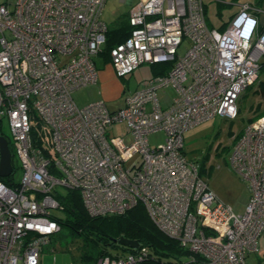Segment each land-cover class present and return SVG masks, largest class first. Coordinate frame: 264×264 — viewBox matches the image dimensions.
<instances>
[{
    "label": "built area",
    "instance_id": "obj_1",
    "mask_svg": "<svg viewBox=\"0 0 264 264\" xmlns=\"http://www.w3.org/2000/svg\"><path fill=\"white\" fill-rule=\"evenodd\" d=\"M120 1L132 7L129 34L108 50L117 76L144 64L171 67L115 110L104 100L79 107L73 97L99 81L97 58L111 26L102 18L107 0L0 3V137L15 162L10 176H0V264H42L45 248L63 231V188L78 191L94 217L142 205L161 231L207 264H248L264 233V113L238 134L229 157L250 190L242 214L186 158L184 133L217 116L235 119L242 96L264 75L261 9L246 4L217 29L204 0ZM169 85L178 96L165 108L158 90ZM116 123H125L129 141L112 135ZM158 131L167 139L153 147L149 136ZM146 252L94 264H138Z\"/></svg>",
    "mask_w": 264,
    "mask_h": 264
},
{
    "label": "rangeland",
    "instance_id": "obj_2",
    "mask_svg": "<svg viewBox=\"0 0 264 264\" xmlns=\"http://www.w3.org/2000/svg\"><path fill=\"white\" fill-rule=\"evenodd\" d=\"M221 1L223 3L219 5L217 0H204L208 16L216 26H219L223 20L228 21L231 13L236 10L240 11L244 5L255 0ZM4 2L9 3V6L13 8L17 0H0V3ZM219 6L221 7L219 8ZM131 7L127 2L107 0L102 18L108 25L114 26L129 14ZM219 10L222 11V14L218 13ZM187 43L185 42L180 48L182 53L186 51ZM101 57L97 58V61L104 79L103 81H100V79L96 84L79 88L73 93L74 100L79 107L105 99L110 109H118L124 106L126 98L132 92L142 88L145 80L151 79L155 75L153 67L150 64H144L132 74L119 78L111 61L104 60L102 55ZM259 80L255 85L249 87L245 95L242 96L239 101L240 113L235 119L217 116L190 128L184 133L186 158L201 165L202 176L208 181L210 188L216 192L222 202L232 207L237 214L244 213L245 205L250 198V190L247 182L230 167L229 157L236 137L248 124V121L256 113L258 115L264 112L262 109L264 107V96L259 89L260 83L264 80V75ZM173 94L174 89L172 86L159 89L158 96L161 104L167 105ZM163 97H167V100H163ZM4 132H10L8 124H5ZM111 133L118 136L126 134L127 141L131 138L127 133L125 123L114 124ZM149 139L153 147L159 146L166 141L167 134L164 131H158L151 134ZM16 165L15 178L20 180L22 169L17 160ZM62 191L67 192L65 188ZM57 214L59 216L64 215L61 211ZM55 238L52 244L45 248L41 256L42 264H76L79 249L83 244L82 238L67 227H64L61 234ZM52 247L55 250L54 252H51ZM145 248L144 246H138L140 251ZM142 256L138 260V264H144L147 262L145 261L147 257H152L146 253ZM248 264H264V233L259 239L258 252L248 256Z\"/></svg>",
    "mask_w": 264,
    "mask_h": 264
},
{
    "label": "trees",
    "instance_id": "obj_3",
    "mask_svg": "<svg viewBox=\"0 0 264 264\" xmlns=\"http://www.w3.org/2000/svg\"><path fill=\"white\" fill-rule=\"evenodd\" d=\"M129 30L128 17L110 26L107 43L102 51L104 60H110L109 48L123 41ZM259 89L264 96V80L260 83ZM2 130L0 123V131ZM13 163L15 164L14 160ZM3 180L12 184L11 179ZM57 198L64 206L62 212L64 215L59 216L62 228L72 229L83 240L76 264H94L99 258L107 255L115 257L134 251L135 248L119 243L118 240L122 237L136 240L140 247L147 248V255L152 257H147L144 264H207L202 257L193 258L191 252L180 241L161 231L142 205H137L123 214L94 217L86 211L78 191L67 190L66 193L57 191Z\"/></svg>",
    "mask_w": 264,
    "mask_h": 264
},
{
    "label": "crops",
    "instance_id": "obj_4",
    "mask_svg": "<svg viewBox=\"0 0 264 264\" xmlns=\"http://www.w3.org/2000/svg\"><path fill=\"white\" fill-rule=\"evenodd\" d=\"M218 1V3H219V5H221L223 2L221 1V0H217ZM248 4H252V5H255L256 7H259L260 9H261V12H259V13H257V15L259 16V18H260V22H261V26H260V28L262 29V28H264V0H255L254 2H250V3H248ZM221 6H219V8H220ZM223 8V7H222ZM221 8V9H222ZM239 12V10H236V11H234L233 13H231L230 15H229V19H228V21L232 18V16L233 15H235L236 13H238ZM219 14H222V11H220L219 10V12H218ZM206 14H207V20H208V22H209V25L211 26V27H213V28H217V29H220V28H223V27H225V25L227 24V22L228 21H224L223 20V22L219 25V26H216V25H214L213 23H212V20H211V18L208 16V13H207V10H206ZM128 17V14L124 17V18H127ZM120 22V21H119ZM118 23V22H117ZM102 59V57L100 58V60ZM104 59V58H103ZM171 67V64H167V63H165V64H160V65H158V66H154L153 67V71L155 72V75L154 76H156V75H160V74H164L169 68ZM100 70H101V67H100ZM101 79V80H100ZM103 79H104V76L103 75H101V73H99V80L100 81H103ZM169 86H172L173 87V89H174V94H173V96L171 97V100H170V102L167 104V105H163V103L161 104L163 107H165V108H167V107H169V106H171L172 105V103H173V101H174V99L178 96V91H177V88L175 87V86H173V85H169ZM105 92V91H104ZM159 97V96H158ZM164 99L163 100H167V97H163ZM101 100H104V101H106L105 99H101ZM159 100H160V98H159ZM107 102V101H106ZM160 102H161V100H160ZM125 105V104H124ZM123 107V106H122ZM262 109H264V107H262ZM257 114V113H256ZM255 114V115H256ZM250 121V120H249ZM248 121V122H249ZM243 130V129H242ZM126 135V134H125ZM214 191V190H213ZM215 192V191H214ZM216 193V192H215ZM217 195V194H216ZM249 201V200H248ZM247 204H248V202L246 203V205L245 206H247Z\"/></svg>",
    "mask_w": 264,
    "mask_h": 264
},
{
    "label": "water",
    "instance_id": "obj_5",
    "mask_svg": "<svg viewBox=\"0 0 264 264\" xmlns=\"http://www.w3.org/2000/svg\"><path fill=\"white\" fill-rule=\"evenodd\" d=\"M13 154L10 149L9 141L6 137H0V176L7 177L13 173ZM119 243L131 248H137L139 246L138 241L127 239L125 237L120 238Z\"/></svg>",
    "mask_w": 264,
    "mask_h": 264
},
{
    "label": "bare ground",
    "instance_id": "obj_6",
    "mask_svg": "<svg viewBox=\"0 0 264 264\" xmlns=\"http://www.w3.org/2000/svg\"><path fill=\"white\" fill-rule=\"evenodd\" d=\"M166 63V62H165ZM165 63H163V64H165ZM167 64H169V63H167ZM256 116V115H255ZM169 236V235H168ZM171 237V236H170ZM173 238V237H172ZM174 239H176V238H174ZM176 240H178V239H176ZM179 241V240H178ZM185 246V245H184ZM190 252H191V255H192V257L194 258L195 256H198V257H200L199 255H197V254H195V253H193L191 250H190V248L189 247H187V246H185ZM134 251H138V247L137 248H135V250Z\"/></svg>",
    "mask_w": 264,
    "mask_h": 264
}]
</instances>
